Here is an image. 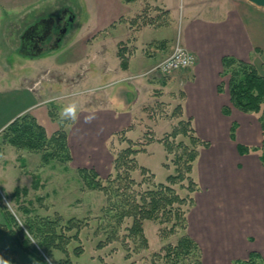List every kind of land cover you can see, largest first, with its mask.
I'll list each match as a JSON object with an SVG mask.
<instances>
[{"label":"crops","instance_id":"1","mask_svg":"<svg viewBox=\"0 0 264 264\" xmlns=\"http://www.w3.org/2000/svg\"><path fill=\"white\" fill-rule=\"evenodd\" d=\"M36 1L0 0V29L6 38L11 37L9 43L16 50L24 28L38 18L56 14L64 4L63 0H43L34 4ZM141 1H126L135 2L134 7L110 23L119 26L121 34L114 39V57L105 60L102 57L95 62L88 78L96 80L103 76L104 84H111L104 87L102 98L90 97L80 102L78 120L68 125L69 167H94L100 175L111 171L113 155L107 141L116 132L133 125L129 111L139 103L144 89H149L139 80L114 81L146 71L165 57L178 39L194 54L195 62L185 70L169 74L159 83L163 84L162 88L183 92L178 102L181 106L178 119L190 118L196 135L209 142L208 147L200 149L193 164L192 176L198 190L193 194L194 205L186 215V231L199 244L203 264H234L235 260L246 258L251 250L264 258V164L257 152L241 154L237 149L238 143L260 145L261 127L256 114L232 107L226 85L223 91L217 89L224 55L253 62L264 76V8L248 0H153L161 8L158 13L163 12L167 17L165 25L170 26L179 16L181 32L175 39L171 37L170 43L164 37L163 45L157 50L158 57L143 70L145 67L138 68L140 61L134 56L139 48L142 54L148 49L147 53L152 55V52L147 48L149 42L145 36L139 41L150 25L136 28L138 22L134 17L141 13ZM119 43L126 52L125 68L121 67L117 55ZM67 48L66 54H61L64 50L60 45L58 49L48 50L47 54V51L38 55L25 54L27 60L24 57L22 64L16 63L15 67L22 71L20 82L0 87V131L23 112L33 113L42 120L37 109L43 100L39 99L43 87L35 88L32 80L37 76L33 77V70L27 69V63L37 61L40 64L43 70L38 73L41 74L39 78L46 72L56 73L52 79L72 78V73L76 72L72 71L73 64L83 56L77 57V52L73 57L74 43L69 42ZM96 58L93 52L91 59L95 61ZM153 94L156 96L151 98V103L159 101L160 95L154 91ZM224 106L230 108L229 114L223 113ZM90 114H94L95 119L85 123V116ZM233 123L236 124L234 139L230 137ZM4 233L8 243L5 247H11V235L7 231Z\"/></svg>","mask_w":264,"mask_h":264},{"label":"rangeland","instance_id":"2","mask_svg":"<svg viewBox=\"0 0 264 264\" xmlns=\"http://www.w3.org/2000/svg\"><path fill=\"white\" fill-rule=\"evenodd\" d=\"M41 1L43 0H38L34 4ZM63 2L62 7L67 6L70 9L73 19L55 48L58 49L60 45L64 50L61 54H66L69 50L67 48L69 42L74 43L73 57L77 52V57L83 56L82 60L73 64L72 71L79 73H72V78L52 79L56 73L46 72L39 78L38 75L41 74L38 73L43 70L40 64L37 61L27 63V69L33 70V77L37 76L32 80L36 84L35 88L43 87L40 88L39 98L43 100L37 109L42 120L31 114L45 128L47 135L58 128L66 130L71 123L70 120L60 118V112L65 106L76 103L80 107V102L90 97L102 98L105 88H94L103 86L104 77L90 80L89 74L93 70V64L98 60L101 61L102 57L104 60L114 57L116 49L114 39L121 34L119 26H111L110 23L121 13L134 7L135 3H126L124 0H63ZM139 5L141 13L134 17L138 22L136 28L139 29L144 24L150 25L147 32L139 37V41H143L142 38L145 36V40L149 42L147 48H150L152 55L147 53L149 49L142 54L139 48L134 59L140 61L138 68L145 67L143 69L145 70L148 68L146 64L152 63L158 57L157 50L163 45L164 37L170 43L171 37L175 39L177 33L181 32V23L178 16L170 26L165 25L167 17L163 12L158 13L161 8L155 5L153 0H143ZM2 16L8 18L7 15ZM107 32L111 33L107 34ZM9 42L11 37L6 38L4 31L0 29V87H7L14 81L20 82L19 74L22 71L15 65L24 60V57L25 60L28 57L20 49L13 48ZM46 51H44L46 54L50 52ZM93 52L97 54L95 61L91 59ZM167 52L169 51L167 50L165 54ZM132 75H128V78L123 79L122 82L139 80L149 89H144L139 103L132 106L129 111L133 125L124 133L116 132L108 139L107 146L111 149L113 157L120 148H125L127 145L142 148L135 154L137 167L130 171L131 177L136 182L135 190L142 192L152 182H166L167 175L174 171L172 154L166 156L164 145L158 139L165 132L170 131L171 123H175L178 119L177 106L182 100L183 92L179 89L171 91L169 87V89L162 88L163 84L159 83L162 81L158 78L162 80L166 76L145 74L132 78ZM163 90L165 93L161 92ZM153 91L160 96L159 101L151 103V98L156 96ZM149 137L153 139L150 140ZM180 138L183 137L179 136L177 139ZM183 139L187 142L186 138ZM1 140L0 135V250L13 251V255L21 264H39L38 255L19 249L13 242L10 244L11 247H5L8 243L4 238L6 234L4 231L8 232V230L4 228L1 215L4 206L20 223L25 224L29 219L35 227L54 234L55 243L49 250L41 247L39 253L44 255L46 264H153V260L157 258L155 254L162 253L165 245L175 243L183 233L180 227L174 231L169 230L174 219L164 223L146 219L143 229L147 246H142L138 239L130 237L126 229L131 222L130 218H125L121 224L115 223L106 213V208H103L106 203L103 190L89 188L77 169L69 167L71 160H67L64 153L59 152L45 161L42 157L44 150L19 148ZM141 166L147 171L143 172ZM97 174L105 182L108 174ZM191 178L194 179L193 176ZM186 184L185 180L182 187L179 183L173 185L174 191L180 197L186 198L181 204V209L184 211L194 205V203L190 204L189 199L194 192L189 191L185 187ZM29 234L32 240L30 244L31 242L38 244L40 237L37 236L43 235L36 233V236L32 232ZM181 259L183 263L193 264L190 256Z\"/></svg>","mask_w":264,"mask_h":264},{"label":"trees","instance_id":"3","mask_svg":"<svg viewBox=\"0 0 264 264\" xmlns=\"http://www.w3.org/2000/svg\"><path fill=\"white\" fill-rule=\"evenodd\" d=\"M132 1V0H124ZM124 46L119 43L117 55L120 58L122 68L127 66V57ZM221 80L217 86L218 91H223L227 87L229 101L232 107L245 112L257 114L262 140L258 146H248L237 144L239 153L257 152L260 161L264 164V76L260 73L257 66L248 60L237 58L233 55H224L221 58ZM161 81V78H158ZM179 116L181 113L180 104ZM230 108L224 106L222 111L229 114ZM236 124L233 123L230 129V137L234 139ZM124 133V130L118 131ZM1 141L10 143L15 147L30 150H44L43 159L47 161L50 156L64 153L67 160L71 159L69 147L67 144V130L55 129L50 135H47L45 128L29 112H23L14 117L0 131ZM179 136L186 138L177 139ZM126 138H124L125 140ZM149 139H153L149 137ZM164 145L166 155L172 154V163L174 171L167 175L166 182H152L145 190L139 192L135 190L136 184L130 171L137 167L135 154L142 149L139 146L133 147L127 145L125 148L114 154L112 160V171L108 174L105 182L99 177L93 168L79 167L77 171L83 177L89 188L103 190L106 196V213L109 214L114 222L121 224L125 218H130V224L126 226L130 237L138 239V242L145 247L147 239L144 234V220L152 219L160 223L168 222L174 219L169 227L174 231L177 227L183 230V233L177 238L176 242L167 244L163 247V252H157V258L153 264H187L183 263L181 258L190 256L193 264H202L201 249L198 243L186 231V212L181 209V204L186 200L180 197L175 191L173 185L179 183L183 186L186 180V188L191 192L198 190L197 183L191 177L193 164L199 155L200 149L208 147L209 142L199 138L190 118H180L172 126L170 131L165 132L158 139ZM129 142H132L128 139ZM144 172L146 168L140 167ZM152 174V173H150ZM190 204L193 205V196L189 197ZM1 215L4 220V228L11 234L13 243L21 250L30 251L31 254L38 255L39 264H46L44 255L40 254L41 247L50 249L54 244V234L46 232L34 226L32 221L27 219L25 224L20 223L13 213L6 206L2 207ZM30 232L43 234L38 239V244H30ZM58 236L61 234H57ZM14 252L8 249L0 250V257L8 261V264H21L13 255ZM234 264H264V258L255 250H251L244 259H237Z\"/></svg>","mask_w":264,"mask_h":264},{"label":"flooded vegetation","instance_id":"4","mask_svg":"<svg viewBox=\"0 0 264 264\" xmlns=\"http://www.w3.org/2000/svg\"><path fill=\"white\" fill-rule=\"evenodd\" d=\"M70 14H72L70 9L64 6L56 14L38 18L19 34V49L28 55H38L52 49L59 37L60 30L64 27L67 28L66 31L68 30ZM43 18L45 20H42ZM62 38L63 35L59 41Z\"/></svg>","mask_w":264,"mask_h":264},{"label":"built area","instance_id":"5","mask_svg":"<svg viewBox=\"0 0 264 264\" xmlns=\"http://www.w3.org/2000/svg\"><path fill=\"white\" fill-rule=\"evenodd\" d=\"M194 62H195L194 54L190 50H188L185 46H183L178 39H176L168 55L163 57L161 60H159L157 63H155L146 71L133 74L132 78H136L139 75L142 76L145 74L158 76V77L166 76L171 74L172 72L189 68L194 64ZM125 78H128V76L117 79L114 82L116 83L119 81H123V79ZM109 84H104L103 86H98L95 87L94 89L97 88L100 89Z\"/></svg>","mask_w":264,"mask_h":264},{"label":"clouds","instance_id":"6","mask_svg":"<svg viewBox=\"0 0 264 264\" xmlns=\"http://www.w3.org/2000/svg\"><path fill=\"white\" fill-rule=\"evenodd\" d=\"M60 118L61 120H70L73 123H75L79 118L78 105L76 103H71L65 106L60 112ZM93 119H95V115L90 114V115L85 116L84 122L91 123ZM0 264H8V261L0 257Z\"/></svg>","mask_w":264,"mask_h":264},{"label":"water","instance_id":"7","mask_svg":"<svg viewBox=\"0 0 264 264\" xmlns=\"http://www.w3.org/2000/svg\"><path fill=\"white\" fill-rule=\"evenodd\" d=\"M248 1H250L251 3H253V4L257 5V6L264 7V0H248ZM72 19H73V15L70 14L69 15V18H68V22H71ZM42 20H45V19L43 18ZM65 30H66L65 27L60 30L59 37L57 38V41L55 42V44H54V46L52 48L57 47L58 41L60 40V37L63 35V33L65 32Z\"/></svg>","mask_w":264,"mask_h":264}]
</instances>
